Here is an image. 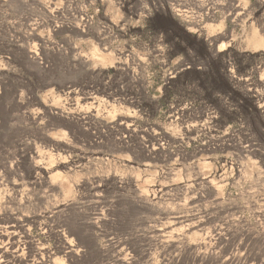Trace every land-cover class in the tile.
<instances>
[{
  "label": "rangeland",
  "instance_id": "rangeland-1",
  "mask_svg": "<svg viewBox=\"0 0 264 264\" xmlns=\"http://www.w3.org/2000/svg\"><path fill=\"white\" fill-rule=\"evenodd\" d=\"M210 2L213 17L199 21L194 0H0V97L11 103L0 129L13 134L0 171L20 160L17 144L46 136L79 166L60 169L55 190L24 187L0 213L35 215L28 232L51 248L57 229H86L105 256L83 243L85 258L64 264H114L116 241L124 264H264V51L245 48L264 28V0ZM207 24L221 26L207 37ZM47 106L84 119L60 122ZM156 132L163 149L148 155ZM10 171L6 183L30 187L23 164Z\"/></svg>",
  "mask_w": 264,
  "mask_h": 264
},
{
  "label": "bare ground",
  "instance_id": "bare-ground-1",
  "mask_svg": "<svg viewBox=\"0 0 264 264\" xmlns=\"http://www.w3.org/2000/svg\"><path fill=\"white\" fill-rule=\"evenodd\" d=\"M194 1L199 5L200 4L205 5V10H203L200 13H197L196 15L199 21L208 20L211 17H213V14L215 13V9L213 7L212 2H210L211 5H209V0H194ZM243 16H245L244 12L236 13V17H243ZM220 26L221 24H216V25L207 24L205 26L207 37L213 35L218 30V28H220ZM261 30L262 32H259ZM261 30L260 29L258 30L257 28H252L250 35H248V37L245 39L246 50L249 49L252 50V52L258 50L264 51V28L262 27ZM219 37H221V35ZM217 48L219 50L224 48V42H221ZM91 53L93 59L96 61V63H94L95 66L97 65V63L101 64L102 61H104L103 57H101L98 54L96 49H94ZM26 55L29 57V59L32 60H35L37 58V52L33 49L26 50ZM79 55L78 58L81 59V63L83 64V66H85L87 58ZM228 71L230 75L231 73H233V71L230 69ZM69 94L76 96L77 92L76 90H71L69 91ZM93 99L96 98L91 95L88 96V94H83L77 100L85 101L88 105L91 106V109L93 110V106H94L93 104L96 103V100ZM10 105L11 103L8 100L0 97V106L4 112L8 111ZM261 107L263 108L264 105H261ZM45 108H46L45 110L46 113H49V115L58 118L60 122L63 121L69 122L71 121L70 119L72 117H74L72 120L75 119L76 121L79 122H81L80 120L84 119V117L82 116L81 117L72 116L69 118L67 116L68 114L66 115L65 112L62 110L54 111L51 110L52 108L50 109L48 106ZM94 117H96V114L94 115L89 114L86 115L85 119H92L94 121L95 120ZM128 122L129 120L127 118L125 122L121 123L123 125L122 128L127 132H131L132 131L131 124ZM183 130H184L183 132L186 135L191 133L192 131L189 125L183 127ZM12 135L9 132L0 129V141ZM163 138L164 135H162V133L156 132L153 135H149V139L151 141V147L145 146V150L147 151L148 155L155 154L159 152L161 149H163V147H161L160 144H158L160 140H162ZM120 142H124V141L120 140ZM17 145L22 146L19 149V151L21 152L20 160L11 161L8 166L3 165V167L5 168H3L0 171V203H4V204L5 202L12 203L14 200H16V198L22 199L24 195L20 196V193L24 187H26L25 189L27 190L32 187H40L43 188L45 191L55 190L57 186H62V183L66 181L64 171L60 169L68 168V170H72L73 172H75L74 171L75 168L79 167L77 165L74 166L73 169L69 168L70 166H72V164L70 163L71 161L67 160L65 156H62L59 153L60 150L67 148L66 145L64 143L55 142L52 139L48 138V136L42 138L38 137L37 140H33L32 143L25 142L23 144H17ZM3 150H0V153L5 154L7 151L5 148H3ZM94 154L96 155V157L99 155V153L97 152H95ZM21 164L25 166L26 174L30 176L31 181L29 182V184L32 185V186L30 185V187L27 185L24 186L25 185L24 182L23 184L18 181H12L6 183L3 179L5 176H7L8 172H9L8 174L11 173L10 170L12 168L18 167ZM118 178L119 177H117V179ZM117 179L116 178L114 179L115 183H120L121 180H117ZM201 179L200 180L202 182H206L205 178H201ZM197 180L199 179L194 178L192 179V182L195 181V184H198L196 182ZM100 181H101L100 179L94 180L92 183H96V184H92L90 188L96 189L100 185L99 184ZM191 187H192L191 184L183 185V188H185L188 191ZM156 191H158V193L161 192L160 189L159 190L155 189L154 192ZM68 204L70 203L65 202L62 204H57L55 207L60 208V206H66ZM94 215L96 216L97 220L100 219V217H98L99 213L95 212ZM172 218L173 219L167 222V224L171 222H175L176 220L175 218H180V216H173ZM187 220H189V218H187ZM187 220L184 219V221ZM35 221H36L35 215L17 214L14 212H9L6 214L4 212L0 213V264H64L65 260H71V259L79 260L85 258V256L87 255L86 253L88 252L85 245L93 247V251H99L101 257L103 256L101 253L102 249L98 247L94 243V241H92L86 229H84L83 231L76 228L72 229L71 227L68 228V230L66 228L59 230L57 229L55 231V236L57 238V245L54 248L46 246L40 240L33 239L28 232L29 226L35 224ZM95 223L97 222L93 221L91 225H94ZM193 224H194L193 222L186 223L185 224L186 230L193 227L192 226ZM42 228L44 230L48 229L47 225L45 224L42 225ZM73 231L76 235V240L73 237H70ZM165 231H166V227H162L159 229H153L152 233L161 232L160 236H164L162 233H164ZM83 243L86 244L83 245ZM112 246L113 249H116L115 250L116 255H114V261H115L114 264H124L128 262V259L130 260V257L125 252V247L123 246V242L116 241L115 243L112 244Z\"/></svg>",
  "mask_w": 264,
  "mask_h": 264
}]
</instances>
